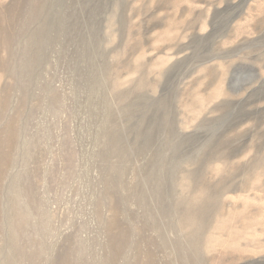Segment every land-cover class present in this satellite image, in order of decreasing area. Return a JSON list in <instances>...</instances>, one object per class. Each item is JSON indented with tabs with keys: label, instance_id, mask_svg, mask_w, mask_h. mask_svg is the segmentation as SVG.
Segmentation results:
<instances>
[{
	"label": "rangeland",
	"instance_id": "rangeland-1",
	"mask_svg": "<svg viewBox=\"0 0 264 264\" xmlns=\"http://www.w3.org/2000/svg\"><path fill=\"white\" fill-rule=\"evenodd\" d=\"M0 264H264V0H0Z\"/></svg>",
	"mask_w": 264,
	"mask_h": 264
}]
</instances>
